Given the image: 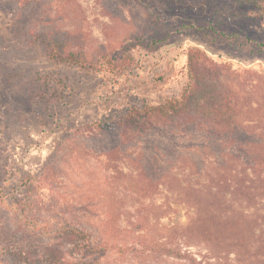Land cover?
<instances>
[{
  "label": "trees",
  "instance_id": "16d2710c",
  "mask_svg": "<svg viewBox=\"0 0 264 264\" xmlns=\"http://www.w3.org/2000/svg\"><path fill=\"white\" fill-rule=\"evenodd\" d=\"M4 1L0 51L86 48L81 32L70 40L69 31L57 27L79 14L77 0H11L7 14ZM146 1L102 0L106 13L123 21L135 19L131 9L145 8ZM239 1L231 4L238 12ZM257 1L252 7L264 16V2ZM155 2L169 19L161 21L163 38H153L154 45L173 32L193 30L197 38L183 49L180 93L129 106L109 123L98 121L74 152L96 177L85 179L78 168L75 179L65 173L52 184L49 168L42 169L38 185L28 186L30 196L13 202L20 207L15 221L0 228V264H264V66L237 61L217 44L221 38L248 45L255 40L247 31H219L211 21L171 19L177 7L202 2ZM138 20L141 34L147 20ZM123 47L122 41L92 56L85 49L66 60H104L114 68ZM161 195L192 210L185 224L160 225L173 204L157 203ZM148 224L155 230L145 229ZM197 246L204 251L190 250Z\"/></svg>",
  "mask_w": 264,
  "mask_h": 264
},
{
  "label": "rangeland",
  "instance_id": "374dc122",
  "mask_svg": "<svg viewBox=\"0 0 264 264\" xmlns=\"http://www.w3.org/2000/svg\"><path fill=\"white\" fill-rule=\"evenodd\" d=\"M192 1L204 5L187 9L173 7L175 14L170 18L211 21L217 30L227 34L238 31L235 34L243 35L247 31L255 44L223 38L217 44L222 52L230 53L237 61L248 60L264 66V16L252 7L257 0L239 1L243 6L239 12L235 11L237 6L231 5L237 0H217L218 4L210 3L211 0ZM259 1V4L264 2ZM4 3L7 14L13 3L11 0ZM77 3L79 14L57 22V27L69 31L66 37L70 40L80 32L86 36L85 49L91 56L96 51L108 53L123 41L120 64L113 68L105 65L104 60L96 64L88 60L82 65L67 61L68 53L78 57L84 52L77 44L66 46L61 53L54 47L0 51V228L15 221L20 207L13 202L30 196L28 186L38 185L36 181L42 169L49 168L47 181L52 184L65 173L75 179L78 168L81 177H96L97 171L90 163L76 160L74 152L98 121L109 123L115 113L121 115L129 106L177 97L183 87L186 61L183 49L197 38L193 30L173 32L168 40L154 45L153 38H163L158 30L161 21L169 19L161 12V3L144 2L145 8L131 9L135 19L127 21L107 14L102 0H77ZM138 19L147 20L142 24L141 34L136 32L141 25ZM61 36L63 33L58 37ZM20 59L23 62L19 63ZM164 195L158 196L156 202L163 203ZM165 201L173 203L172 209L166 210L160 225L185 224L192 210L175 204L173 198ZM121 225L126 224L121 221ZM145 229L155 230V225L148 224ZM190 250L199 254L204 248L197 246ZM139 264L180 263L169 260Z\"/></svg>",
  "mask_w": 264,
  "mask_h": 264
}]
</instances>
